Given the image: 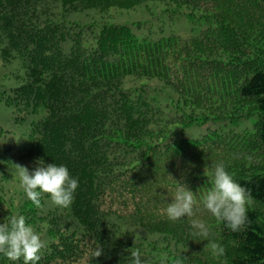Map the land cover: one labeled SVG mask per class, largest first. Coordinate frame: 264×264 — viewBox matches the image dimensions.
Returning <instances> with one entry per match:
<instances>
[{"label": "trees", "instance_id": "16d2710c", "mask_svg": "<svg viewBox=\"0 0 264 264\" xmlns=\"http://www.w3.org/2000/svg\"><path fill=\"white\" fill-rule=\"evenodd\" d=\"M86 10L104 21H72ZM180 60L213 74L180 76ZM40 160L78 180L69 207L26 197L16 165ZM220 162L254 199L243 232L203 208ZM181 182L194 215L153 212ZM127 192L133 211L104 208ZM262 209L264 0H0V223L25 217L46 242L37 264H133L136 249L144 264H264ZM191 220L213 230L208 241H194Z\"/></svg>", "mask_w": 264, "mask_h": 264}, {"label": "clouds", "instance_id": "9594fccd", "mask_svg": "<svg viewBox=\"0 0 264 264\" xmlns=\"http://www.w3.org/2000/svg\"><path fill=\"white\" fill-rule=\"evenodd\" d=\"M18 169L19 183L26 197L36 207L41 206V194L50 195L54 205L67 208L74 201V193L78 188V180L70 175L69 169L56 163L44 164L38 161L33 170L26 166L16 165ZM212 187L203 198V208L207 210L217 221L223 223L231 232H243L250 224L248 211L253 204L250 192L242 187L226 170L224 162L213 163ZM39 189L40 191H37ZM160 197L171 202L166 208V215L171 221L190 218L194 215L196 200L194 193L181 182L174 195L161 193ZM192 235L200 237L194 241H208L210 227L200 220H191ZM46 247V242L33 227L26 223L23 215H12L7 222L0 223V253L10 261L23 258V264H37L41 259L40 252ZM213 254L223 257L226 249L218 242L210 241ZM103 247L97 245L92 253L93 257L103 254ZM133 264H144L139 249L131 251ZM184 257L178 256L174 264H183Z\"/></svg>", "mask_w": 264, "mask_h": 264}, {"label": "rangeland", "instance_id": "374dc122", "mask_svg": "<svg viewBox=\"0 0 264 264\" xmlns=\"http://www.w3.org/2000/svg\"><path fill=\"white\" fill-rule=\"evenodd\" d=\"M132 11H126L125 13H131ZM99 15L96 11L94 10H86L83 11L81 13H76V14H72L71 15V19L73 22H77V23H81V24H87L90 23L91 21H104V19H99ZM122 22H128L129 21V17L127 15L123 16L121 18ZM194 61V60H192ZM186 62L188 61H184V60H180V65H178L179 69V75L182 76L184 75V71H190L188 67H190L191 69L195 68L194 65H200L201 66V74L202 75H207L210 76L213 74L212 71V67L209 64H205L202 63L200 61H195V62H190L189 64H187ZM186 66V69H183V67ZM229 89H232L233 92H231V94H233L234 96V88L233 86H229ZM228 89V90H229ZM228 90L225 91L228 93ZM226 97V93H218L215 95H212L211 100L213 102H215L217 104V106H219L222 101L220 98H225ZM220 103V104H219ZM137 198V197H136ZM157 201V200H156ZM133 201L131 200L130 197V193H126L123 196H117L115 201H113L109 196H106L105 199L103 200V206L105 209H110V210H114L115 208H118L119 211H121L122 213H126V212H131L133 211ZM165 205H159L157 204V206L153 209V212L155 213H159L161 212L162 214L166 212V208H164ZM165 211V212H163ZM262 214H261V219L259 220L260 223L264 224V209H262ZM211 233H213V230H210ZM212 237V236H211ZM85 248V247H84ZM90 247H87L86 252L84 253L83 256H85L87 254L88 251H90ZM72 264H86V257H80V259L75 260Z\"/></svg>", "mask_w": 264, "mask_h": 264}]
</instances>
